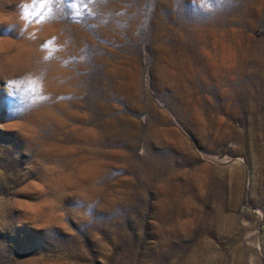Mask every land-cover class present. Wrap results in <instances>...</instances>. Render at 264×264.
I'll use <instances>...</instances> for the list:
<instances>
[{"label": "rangeland", "instance_id": "1", "mask_svg": "<svg viewBox=\"0 0 264 264\" xmlns=\"http://www.w3.org/2000/svg\"><path fill=\"white\" fill-rule=\"evenodd\" d=\"M0 264H264V0H0Z\"/></svg>", "mask_w": 264, "mask_h": 264}]
</instances>
